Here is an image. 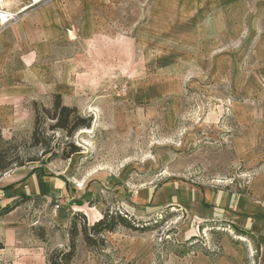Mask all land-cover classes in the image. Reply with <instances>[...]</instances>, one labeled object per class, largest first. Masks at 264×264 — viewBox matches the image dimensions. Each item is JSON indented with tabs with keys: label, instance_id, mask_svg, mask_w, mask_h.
<instances>
[{
	"label": "rangeland",
	"instance_id": "rangeland-1",
	"mask_svg": "<svg viewBox=\"0 0 264 264\" xmlns=\"http://www.w3.org/2000/svg\"><path fill=\"white\" fill-rule=\"evenodd\" d=\"M65 1L1 34L0 78H15L0 87L2 136L33 159L22 168L101 183L105 207L155 226L106 232L99 251L78 236L71 264H264V0ZM56 94L90 125L55 127ZM17 200L0 264H48L75 206Z\"/></svg>",
	"mask_w": 264,
	"mask_h": 264
},
{
	"label": "trees",
	"instance_id": "trees-1",
	"mask_svg": "<svg viewBox=\"0 0 264 264\" xmlns=\"http://www.w3.org/2000/svg\"><path fill=\"white\" fill-rule=\"evenodd\" d=\"M55 98L54 113L50 117L56 119L55 127L71 132L77 127L90 125L89 123L85 124L83 121L78 122L79 118L77 117L70 118L75 108L61 105L58 94L55 95ZM58 113L59 115L56 116ZM37 130L36 128L33 131V138H36ZM17 144L16 137L5 139L2 136L0 128V176L13 168L22 167L26 162L33 160L22 155ZM32 171H34V169H32ZM16 206H18V200L0 209V217L13 210ZM78 217L82 219V222L79 224L80 226H78L77 222ZM85 217V214L80 211L73 214L68 230V246L65 250L59 249L52 251L48 256V264H71L75 256L78 236H81L87 248L99 251L106 246V240L103 236L106 232H115L119 227H124L132 231L145 232L155 227L149 226L151 220L135 222L136 220L129 216L127 212L113 210L108 204L105 207L102 217L95 220L90 225L87 224ZM241 234L245 235V232H241Z\"/></svg>",
	"mask_w": 264,
	"mask_h": 264
},
{
	"label": "crops",
	"instance_id": "crops-1",
	"mask_svg": "<svg viewBox=\"0 0 264 264\" xmlns=\"http://www.w3.org/2000/svg\"><path fill=\"white\" fill-rule=\"evenodd\" d=\"M76 5L77 2L75 0L65 1V7H74V6L76 7ZM42 11L43 10H40L41 13ZM25 14L26 13H24V15ZM30 18L31 17L29 16L28 19ZM52 21L54 23H58L60 21V16L54 15ZM26 22L28 23V20H26ZM2 33L3 31L0 33V39ZM8 42H9V38L8 37L3 38L2 36V39L0 41L1 66L4 63H6L7 58L9 59V57H7V55L4 52L5 50L4 48L6 47ZM12 62L19 64L22 63V60L17 59L16 56L13 55L11 56V63ZM0 79H1L0 80V87H1L3 86V84L12 85L13 79L15 78L13 75L11 77L6 76L3 78L4 82H2V78ZM3 95L4 93L0 90V96ZM66 181L67 180H64L63 178L58 176L53 177V176L43 175L42 172L40 171L32 172V170H27L22 167L16 168L11 173H7L3 176H0V209L16 201L19 196L41 195L50 200L53 199H56L58 201L61 200L63 202H67L71 206H75L73 210L83 212L87 216L89 221H91L89 218L90 217L89 213H93V211L98 212L99 215H103V212L105 210V205L102 201V196H101L102 192H100V189L102 190L101 183L89 179L86 180L85 182V188L84 187L79 188V186L76 187L72 186V184H68V182ZM77 182L80 183V181ZM78 207H80V210L78 209ZM95 220L92 221L94 222ZM203 259L205 258H202V260ZM205 260L207 261V257Z\"/></svg>",
	"mask_w": 264,
	"mask_h": 264
},
{
	"label": "built area",
	"instance_id": "built-area-1",
	"mask_svg": "<svg viewBox=\"0 0 264 264\" xmlns=\"http://www.w3.org/2000/svg\"><path fill=\"white\" fill-rule=\"evenodd\" d=\"M46 1L48 0H25L26 3L23 4L20 0H13L7 6L5 0H0V33L11 24L17 22L27 8L37 6Z\"/></svg>",
	"mask_w": 264,
	"mask_h": 264
},
{
	"label": "bare ground",
	"instance_id": "bare-ground-1",
	"mask_svg": "<svg viewBox=\"0 0 264 264\" xmlns=\"http://www.w3.org/2000/svg\"><path fill=\"white\" fill-rule=\"evenodd\" d=\"M5 3L8 6L11 3V0H5Z\"/></svg>",
	"mask_w": 264,
	"mask_h": 264
}]
</instances>
